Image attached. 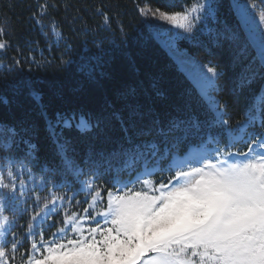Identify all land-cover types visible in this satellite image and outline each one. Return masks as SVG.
<instances>
[{"label":"snow or ice","instance_id":"obj_1","mask_svg":"<svg viewBox=\"0 0 264 264\" xmlns=\"http://www.w3.org/2000/svg\"><path fill=\"white\" fill-rule=\"evenodd\" d=\"M232 7L237 25L224 38L238 45L236 62L251 57L239 77L238 87L244 88L257 78L264 81V15L256 22L247 0H232ZM40 9L43 16L47 5ZM217 9L213 0H196L173 13L137 5L141 16L151 14L171 25L157 35L169 51L177 39L200 46L195 33L204 31L199 26L210 16L215 20ZM57 28L54 24L58 43L62 33ZM241 32L247 40L242 45ZM3 36L0 29V54L9 48ZM64 43V54L71 55ZM179 63L205 106L203 120L191 112L162 120L153 109H144L134 89L124 96L123 107L104 118L56 113L53 121L45 112L58 157L51 166L38 163L30 138L34 130L0 125V264H15L18 253L22 264H264V132H249L247 151L234 152L239 138L233 139L234 130L215 96L222 90L217 81L223 73L192 57ZM113 121L119 126L115 137L110 135ZM237 123L242 134L264 129V84L245 110L244 122ZM73 127L89 141L80 160L73 141L64 138L63 130ZM145 136L156 139H141ZM165 174L167 182L152 179ZM105 175L111 180L98 185ZM123 175L129 179L122 180ZM73 184L78 188L72 196L56 194ZM46 187L48 196L42 200L37 189ZM80 192L90 197L83 215L72 211ZM5 211L27 214L26 227L10 221ZM17 227L24 229L23 235ZM53 228L46 238L44 233ZM25 239L29 248L22 253Z\"/></svg>","mask_w":264,"mask_h":264},{"label":"trees","instance_id":"obj_2","mask_svg":"<svg viewBox=\"0 0 264 264\" xmlns=\"http://www.w3.org/2000/svg\"><path fill=\"white\" fill-rule=\"evenodd\" d=\"M195 2L196 0H0V29L9 44L7 52L0 56L3 66L0 69V125L14 126L17 130L22 127L34 130V135L30 138L37 147L38 163L41 166H51L58 162V157L47 130L43 115L45 112L53 121L56 113H76L77 116L83 113L86 116L90 114L92 117L104 118L113 108L123 107L124 96L134 89L136 99L144 109H153L162 120L184 112L194 113L203 120L205 106L193 85L151 33V28H161L158 19L151 14L141 16L137 11L139 4L173 13ZM213 2L218 6L215 20H211L207 27L203 26V32L195 33L200 46L182 40L179 47L206 65H216L217 71L223 73L217 81L222 90L215 96L234 130L233 139L239 138L233 151L243 153L248 149L245 143L249 139L248 133H261L264 129L254 127L242 134L237 122H244L245 110L253 104L264 81L257 78L251 86L238 87L240 74L251 57H240L239 62H236L239 47L224 38L229 34L227 29L237 25L231 0ZM250 2L255 4L257 14L264 13L262 0ZM42 4L47 5L43 16L40 14ZM103 14L108 17V26L104 24ZM37 19L40 24H37ZM54 24L58 26L57 31L62 33L58 43L53 34ZM208 29L212 31L208 32ZM64 41L70 45L68 50L71 55L64 54ZM245 42L246 36L241 32L240 44ZM62 60L69 63H62ZM112 123L114 130L110 135L115 137L119 126L115 121ZM63 132L64 138L72 140L77 148V159H82L89 141L75 127L71 130L64 129ZM0 135H3L2 131ZM141 139L156 138L145 136ZM96 143L99 146V142ZM34 171L39 175L38 169ZM120 178L129 179L126 175ZM152 179L167 182L169 177L165 174ZM110 180L111 176L105 175L97 184ZM106 187H110V184ZM77 188L78 185L73 184L71 190L67 187L59 188L56 194L72 196ZM37 191L42 200L48 196L47 187L43 191L38 188ZM86 199L90 200V197L84 192L76 195L72 211L83 214V209L88 207L84 203ZM76 201L81 202L79 207L75 206ZM7 213L11 219L18 220L19 225L26 227L29 219L27 214L21 216L17 213L13 216L11 211ZM62 218L60 215L54 217V220L59 222ZM15 231L23 235L24 229L17 227ZM54 231L55 228L46 231L45 237L51 236ZM28 248L29 241L25 239L20 252L26 253ZM15 264H22L20 253L16 256Z\"/></svg>","mask_w":264,"mask_h":264},{"label":"rangeland","instance_id":"obj_3","mask_svg":"<svg viewBox=\"0 0 264 264\" xmlns=\"http://www.w3.org/2000/svg\"><path fill=\"white\" fill-rule=\"evenodd\" d=\"M214 1V0H213ZM232 2V0H231ZM241 2H244V1H241ZM256 3V2H255ZM247 4H248V12L249 14L254 18V20L256 22H259L260 20V17L261 15H264V13H260V14H257L256 13V6L255 4H253L252 2H250V0H247ZM213 20L212 17L210 16L207 20V23L206 25L202 24L200 25L199 27L200 28H203V26L207 27L209 24H210V21ZM158 23L161 25V28H171V25H168L167 23L163 22V21H160L158 20ZM261 29H264V25H261L260 26ZM159 29H155V28H151V33L152 35L154 36V38H156V40L160 43V40L157 39V35L159 34ZM181 30L179 29H172V32H180ZM161 39H167V35H161L160 37ZM184 39H177L176 42H175V49L172 50V51H169L167 48H165L161 43V46L169 53V55L173 58V60L175 61L176 65L178 66L179 70H181V66H180V61L184 60L186 57H192L194 58L198 63L202 64V65H206L204 64L203 62H201L200 60H198L197 58H195L194 56H192L191 54H189L186 50L184 49H181L179 47V42L182 41ZM1 56V54H0ZM2 63L0 62V69L2 68ZM184 73V71H182ZM185 74V73H184ZM217 99V98H216ZM137 187H139V185H137ZM4 215H8L7 211L4 212ZM83 215V214H81ZM9 219L10 221L11 220H14V219H11L10 216H9Z\"/></svg>","mask_w":264,"mask_h":264}]
</instances>
